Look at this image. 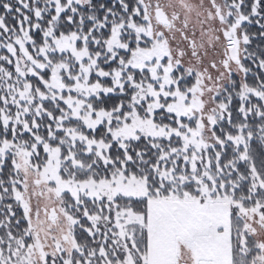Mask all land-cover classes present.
<instances>
[{"label": "snow or ice", "instance_id": "obj_1", "mask_svg": "<svg viewBox=\"0 0 264 264\" xmlns=\"http://www.w3.org/2000/svg\"><path fill=\"white\" fill-rule=\"evenodd\" d=\"M0 264H264V0H0Z\"/></svg>", "mask_w": 264, "mask_h": 264}]
</instances>
